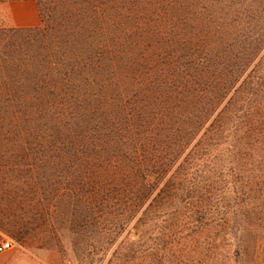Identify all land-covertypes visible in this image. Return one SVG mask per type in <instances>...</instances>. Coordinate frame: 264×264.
<instances>
[{
  "label": "trees",
  "instance_id": "16d2710c",
  "mask_svg": "<svg viewBox=\"0 0 264 264\" xmlns=\"http://www.w3.org/2000/svg\"><path fill=\"white\" fill-rule=\"evenodd\" d=\"M34 1L38 27L0 28V176L61 181L113 240L147 228L150 264H255L264 0Z\"/></svg>",
  "mask_w": 264,
  "mask_h": 264
},
{
  "label": "rangeland",
  "instance_id": "374dc122",
  "mask_svg": "<svg viewBox=\"0 0 264 264\" xmlns=\"http://www.w3.org/2000/svg\"><path fill=\"white\" fill-rule=\"evenodd\" d=\"M11 39L25 41L26 34ZM263 152L264 143L258 150ZM49 177L0 176V237L17 243L0 254V264H150L148 257L127 251L143 241L147 244V228L125 230L118 239H111L103 225L81 220L82 206L72 192ZM140 233H145L141 240ZM255 264H264V230Z\"/></svg>",
  "mask_w": 264,
  "mask_h": 264
},
{
  "label": "crops",
  "instance_id": "0c3cea01",
  "mask_svg": "<svg viewBox=\"0 0 264 264\" xmlns=\"http://www.w3.org/2000/svg\"><path fill=\"white\" fill-rule=\"evenodd\" d=\"M39 25L40 19L34 0H5L0 2L1 27L35 28ZM15 258L19 259L20 256L16 255Z\"/></svg>",
  "mask_w": 264,
  "mask_h": 264
},
{
  "label": "built area",
  "instance_id": "2783aa9c",
  "mask_svg": "<svg viewBox=\"0 0 264 264\" xmlns=\"http://www.w3.org/2000/svg\"><path fill=\"white\" fill-rule=\"evenodd\" d=\"M17 247V243L9 238L0 237V254L13 250Z\"/></svg>",
  "mask_w": 264,
  "mask_h": 264
}]
</instances>
